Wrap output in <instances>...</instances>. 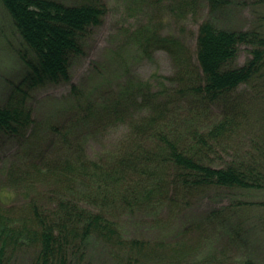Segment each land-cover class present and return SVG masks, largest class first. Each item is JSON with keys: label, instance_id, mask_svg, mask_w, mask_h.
<instances>
[{"label": "trees", "instance_id": "trees-1", "mask_svg": "<svg viewBox=\"0 0 264 264\" xmlns=\"http://www.w3.org/2000/svg\"><path fill=\"white\" fill-rule=\"evenodd\" d=\"M204 1L210 16L193 52L167 27ZM127 2L151 11L126 30L129 38L145 55L165 52L172 74H132L116 88L100 86L105 97L73 86L59 114L38 119L28 105L31 92L69 81L72 59L84 52L108 5L0 0L28 50L18 52L21 67L6 78L12 89L0 104V134L15 147L1 171L0 264H264L252 252L226 259L234 244L250 241L246 221L234 216L264 206V198L248 200L251 192L264 197V112L255 109L264 103V26L219 25L230 0ZM241 45L251 48L239 65ZM122 125V136L89 155L91 138ZM213 188L245 193L195 221L176 219L169 229L163 210L176 213ZM142 214L155 215L165 229L130 234L132 222L144 224ZM220 224L226 240L205 251V226L213 233Z\"/></svg>", "mask_w": 264, "mask_h": 264}, {"label": "rangeland", "instance_id": "rangeland-1", "mask_svg": "<svg viewBox=\"0 0 264 264\" xmlns=\"http://www.w3.org/2000/svg\"><path fill=\"white\" fill-rule=\"evenodd\" d=\"M64 1L67 3L77 2V0ZM230 2L231 5L227 7L226 11L218 16L219 25L238 30L264 26V4H259L256 0H230ZM106 3L108 11L103 22L91 29L85 41L84 52L72 59L69 81L48 84L31 92L28 105L32 108L33 115L36 118L45 119L57 114L62 101L69 97L73 86H77L81 91L83 89L85 93L94 91L95 96L105 97V88L100 86L112 83L114 84L113 87L116 88L119 82H123L132 74L143 79H149L156 75L172 74L174 65L165 52L156 51L150 56L145 55L129 38V34L126 33L127 29L133 28L141 22H146L151 11L147 7H139L138 10L129 9L127 0H106ZM209 16L210 10L206 5V1H204L198 11L189 14L181 22H170L167 28L183 40L194 52L199 26ZM250 48L248 45L239 47L237 58L239 65L244 64L250 57ZM19 51H27L28 53L24 41L13 26L9 13L0 3V104L4 103L12 89L6 78L16 77L21 67L22 61ZM260 108L263 114L264 103H259L255 109ZM257 115L259 116L260 112ZM124 128L127 129L126 126L122 125L121 128L117 127L109 133L90 137L91 139L87 145L89 155L104 151L107 143L122 136ZM110 139L112 140L109 141ZM0 144L2 146L0 149V191L5 192V189H2L5 181L1 171L13 159L15 147L2 134H0ZM244 193L241 190L232 191L213 188L187 203H183L177 210L178 213L169 209L163 210L161 217L168 219V221L171 220L169 229H175L176 219L179 221L187 218L189 221H195L201 215L206 216L205 214L212 208L230 205L234 197L243 196ZM263 198L260 196L259 191L248 194V200L257 202V200ZM18 199L21 198L18 197ZM151 215L142 214L141 219H144V224L141 223V220L140 223L132 222L131 226L128 227L130 234L141 235L146 229H165L164 225L157 222V217ZM234 217L236 218L234 221L237 223L246 221L250 241L234 244L226 259H230V263L231 261L235 262L251 252L258 256L260 254L258 259H263L264 206L254 205L239 211ZM215 226L217 227V225ZM221 226L220 224L214 229L213 233L210 232V229L207 231L208 227L205 226L204 230L207 233L202 234L204 238H201V241L205 240V251L210 249L212 244L218 246L226 240V229H221ZM147 235L153 236L155 233Z\"/></svg>", "mask_w": 264, "mask_h": 264}]
</instances>
